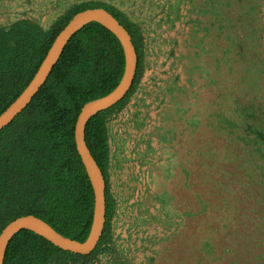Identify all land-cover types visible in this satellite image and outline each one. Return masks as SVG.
<instances>
[{
	"label": "trees",
	"instance_id": "obj_1",
	"mask_svg": "<svg viewBox=\"0 0 264 264\" xmlns=\"http://www.w3.org/2000/svg\"><path fill=\"white\" fill-rule=\"evenodd\" d=\"M208 3L222 53L212 69L221 76L218 94L226 101L217 103L219 112H211L215 137L210 145L193 148L197 161L191 160V168L182 167L187 179H176L175 188L182 194L176 193V206H183L177 209L181 227L176 228V264H264L263 0ZM97 7L127 30L137 54L127 94L92 116L84 130L105 181L102 235L94 250L82 255L21 230L11 238L3 264H133L124 260L113 233L117 203L109 190L108 123L126 106L143 74L146 43L141 25L120 8L97 0L70 5L48 27L29 17L1 25L0 114L27 86L71 17ZM124 65L115 35L97 22L86 24L69 39L30 103L0 130V232L13 219L32 214L66 237L86 239L94 194L76 150L75 122L84 103L115 88ZM200 115L199 125L191 130L201 128Z\"/></svg>",
	"mask_w": 264,
	"mask_h": 264
},
{
	"label": "rangeland",
	"instance_id": "obj_2",
	"mask_svg": "<svg viewBox=\"0 0 264 264\" xmlns=\"http://www.w3.org/2000/svg\"><path fill=\"white\" fill-rule=\"evenodd\" d=\"M81 1L89 0H0V26L29 17L48 27ZM97 1L120 8L138 22L146 43L137 88L108 123L109 190L117 203L114 238L127 262L176 264V228L181 227L177 209L183 208L176 206V193L182 196L176 179H187L182 167L191 168V160L197 161L193 148L210 145L215 137L211 112H219L218 104L226 101L218 94L221 76L212 69L222 53L207 12L209 0ZM259 14L264 39V0ZM198 113L202 126L191 130L199 125Z\"/></svg>",
	"mask_w": 264,
	"mask_h": 264
},
{
	"label": "water",
	"instance_id": "obj_3",
	"mask_svg": "<svg viewBox=\"0 0 264 264\" xmlns=\"http://www.w3.org/2000/svg\"><path fill=\"white\" fill-rule=\"evenodd\" d=\"M97 22L119 40L124 55V71L118 84L109 93L83 104L74 128L76 150L91 184L94 194L93 217L89 233L83 242L66 237L50 224L32 214L19 216L10 221L0 232V264H3L6 248L11 238L21 230H29L59 249L75 254H90L96 247L105 224V181L96 161L92 157L84 139L85 125L98 112L118 103L129 91L136 72L137 54L127 30L106 9L88 8L75 13L63 29L56 35L36 72L23 91L0 114V130L7 126L32 100L44 84L53 66L59 59L69 39L83 26Z\"/></svg>",
	"mask_w": 264,
	"mask_h": 264
}]
</instances>
